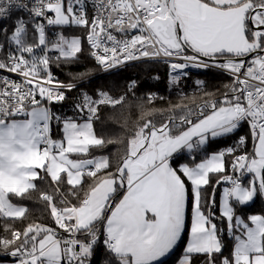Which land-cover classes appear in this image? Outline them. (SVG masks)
<instances>
[{"label":"snow or ice","instance_id":"snow-or-ice-1","mask_svg":"<svg viewBox=\"0 0 264 264\" xmlns=\"http://www.w3.org/2000/svg\"><path fill=\"white\" fill-rule=\"evenodd\" d=\"M85 44L105 72L163 61L172 84L193 68L231 82L219 98L177 105L159 124L142 117L113 168L93 155L113 142L94 124L101 106H123L125 96L83 92L76 115L53 110L76 85L52 66L78 61ZM245 123L251 152L249 137L207 150ZM38 181L48 185L40 199L52 223L0 228V252L17 264H92L98 243L111 264H164L189 211L179 264H264V214L242 215L264 199V0H0V218L24 222L29 210L14 201L30 199ZM225 237L234 242L228 255Z\"/></svg>","mask_w":264,"mask_h":264},{"label":"trees","instance_id":"trees-1","mask_svg":"<svg viewBox=\"0 0 264 264\" xmlns=\"http://www.w3.org/2000/svg\"><path fill=\"white\" fill-rule=\"evenodd\" d=\"M71 34L83 36L84 32H79L75 28L71 31ZM53 69L59 74L61 82L76 83L86 80L77 85L72 91L66 92L67 99L64 102L53 105V110L57 114L76 115L74 105L79 102L78 97L83 92L95 96L99 90H103L114 97L125 96L123 106L115 108L101 106L100 119L94 124L98 135L113 142L108 143L102 150L94 151L93 155L107 156L113 168L124 155L127 140L132 130L138 123H143L142 117L152 119L159 124L165 117L179 111L176 108L177 105H187L195 108L196 105L202 104L205 100L219 98L227 90L225 86L231 82L228 74L207 69L200 72L191 71L187 76H182L178 84H172L171 75L175 74L169 73V67L163 61L141 62L125 69L100 75L101 69L88 54L86 44L85 51L80 55L78 61L68 64L61 63L59 67L54 65ZM133 80L136 81V87L129 92L128 85ZM197 81H203L204 83L201 85ZM151 94H155L156 98L150 102L148 96ZM54 134L56 138H60L61 131L55 129ZM240 137H249V142L245 145V148L249 151L251 139L246 123L242 124L234 133L210 141L207 150L218 152L231 147ZM237 154H239V151ZM184 157L183 162H189V154L184 153ZM37 183L39 191H33L30 199L14 201L28 208L29 211L26 214L25 221H9L0 218V228H3L6 224H10L15 228H24L27 223H52L45 211V205L40 199L41 192L49 191L48 185L44 181H38ZM223 187H228V185L217 187V198L221 195ZM208 190L211 191V187ZM61 191L66 193L65 188H61ZM68 199L72 200L71 195H68ZM219 214L217 209V215ZM253 214H264V199L257 198L254 202L244 206L242 215L249 216ZM186 225V233L173 252L164 258V264H176L183 257L191 227L190 211L186 219ZM225 242L228 247H226L224 254L228 255L234 242L230 237H225ZM193 259L194 264H202L203 257H194ZM106 260L111 264V258L106 247L99 243L93 253L92 264H104Z\"/></svg>","mask_w":264,"mask_h":264},{"label":"built area","instance_id":"built-area-1","mask_svg":"<svg viewBox=\"0 0 264 264\" xmlns=\"http://www.w3.org/2000/svg\"><path fill=\"white\" fill-rule=\"evenodd\" d=\"M17 15L18 16H20V17H23V18H27V13H23V12H18L17 13ZM16 17L14 16L13 17V19H15ZM5 27H8V24H5ZM75 28H72V29H70V30H68V34L69 35H73V34H71V31L72 30H74ZM76 30H78L79 32H84V30L83 29H76ZM93 59V58H92ZM93 61L96 63V61L93 59ZM141 62H146V60L145 61H137V62H131V63H129L128 65H126L125 67H122V68H118V69H114V70H111V71H109V72H105V71H103V70H101V72H100V75H104V74H109V73H111V72H115V71H118V70H121V69H125L126 67H128V66H131V65H134V64H137V63H141ZM97 64V63H96ZM98 65V64H97ZM99 66V65H98ZM100 67V66H99ZM54 68V65L52 66V73H53V75L60 81V77H59V74L57 73V72H55V70L53 69ZM101 69V68H100ZM205 70H207V69H195V68H193V69H188V70H186L187 72H188V74H189V72H191V71H195V72H200V71H205ZM212 70H216V71H219V72H222V71H220V70H218V69H215V68H212ZM169 73H170V69H169ZM224 73V72H223ZM170 74H175V73H170ZM227 74V73H226ZM74 84V83H73ZM81 84V83H80ZM77 85H79V84H76V86ZM248 128H249V126H248ZM249 134H250V129H249ZM252 148H253V144H252V142H251V147H250V150H249V152H251L252 151ZM228 186H230V185H228ZM103 239V237H101V240ZM99 244V243H98ZM97 244V245H98ZM100 244H102V243H100ZM96 245V246H97ZM103 245V244H102ZM0 257L1 258H6V259H9L10 261H16L17 262V260H16V258L15 257H12V256H10V255H6V254H4V253H2V252H0Z\"/></svg>","mask_w":264,"mask_h":264},{"label":"crops","instance_id":"crops-1","mask_svg":"<svg viewBox=\"0 0 264 264\" xmlns=\"http://www.w3.org/2000/svg\"><path fill=\"white\" fill-rule=\"evenodd\" d=\"M221 195H222V193H221ZM190 228H191V227H190ZM189 239H190V232H189ZM181 259H182V258H181ZM179 261H180V260H178L176 264H178ZM0 264H17V262H16V261H10L9 259L1 258V257H0Z\"/></svg>","mask_w":264,"mask_h":264},{"label":"rangeland","instance_id":"rangeland-1","mask_svg":"<svg viewBox=\"0 0 264 264\" xmlns=\"http://www.w3.org/2000/svg\"><path fill=\"white\" fill-rule=\"evenodd\" d=\"M86 80H81V81H79V82H76V83H74L75 85L76 84H80V83H83V82H85ZM179 264V263H178Z\"/></svg>","mask_w":264,"mask_h":264}]
</instances>
